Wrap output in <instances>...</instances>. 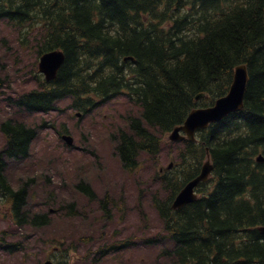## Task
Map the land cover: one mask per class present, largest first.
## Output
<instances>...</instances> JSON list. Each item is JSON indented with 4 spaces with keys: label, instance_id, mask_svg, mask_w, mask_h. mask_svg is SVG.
I'll return each instance as SVG.
<instances>
[{
    "label": "trees",
    "instance_id": "16d2710c",
    "mask_svg": "<svg viewBox=\"0 0 264 264\" xmlns=\"http://www.w3.org/2000/svg\"><path fill=\"white\" fill-rule=\"evenodd\" d=\"M0 20L16 28L23 46L33 45L35 56L54 48L65 53L53 80L35 71L36 88L8 97L17 109L49 112L68 97L74 108L90 112L125 95L133 109L111 139L127 171L138 169L141 155L156 159L162 135L191 108L224 94L234 67L245 63L243 107L200 131L197 142H181L175 166L157 173L166 196L153 197L152 204L162 232L143 242L162 243L150 264H264V234L258 230L264 225V159L256 160L264 155V0H0ZM198 92L206 93L199 102ZM0 131V197L10 204L12 222L48 225L47 213L27 209L34 179L14 188L5 173L8 161L30 155L36 128L7 118ZM205 148L210 179L200 184L198 199L172 209L176 193L199 173ZM76 189L90 200L96 196L84 180ZM104 196L99 207L108 219L112 200ZM68 207L73 211L74 202ZM5 237L3 232V250L21 245ZM130 242L98 246L94 254L88 249L84 257L98 261Z\"/></svg>",
    "mask_w": 264,
    "mask_h": 264
},
{
    "label": "rangeland",
    "instance_id": "374dc122",
    "mask_svg": "<svg viewBox=\"0 0 264 264\" xmlns=\"http://www.w3.org/2000/svg\"><path fill=\"white\" fill-rule=\"evenodd\" d=\"M33 56V47L22 46L16 30L0 20V120L16 113L6 107L7 96L35 86L31 78ZM126 105L131 104L120 96L103 108L81 115L65 100L58 111L50 114H22L38 127V135L32 144V156L8 163L6 175L14 188L28 178L36 180L28 189L27 209L32 213L48 212L50 223L17 227L8 217L9 202L0 197V237L5 232L6 242L10 238L21 240L19 248L10 253L0 249V264H41L46 255L52 258V246L59 247L53 255L57 264H90V260L81 259L88 249L94 254L97 246L126 237L136 242L132 249L117 250L93 264H149L159 258L160 244L147 245L143 241L162 232L152 199H163L166 192L159 190L153 172L159 165H167L172 154L166 148L159 165L145 161L135 175L121 168L109 133L124 125ZM63 135L71 137L70 144ZM3 143L0 132V148ZM81 179L91 184L97 195L94 199L89 200L76 189ZM106 192L113 202L108 205L110 218L103 219L99 200ZM72 202L74 208L70 211L68 205Z\"/></svg>",
    "mask_w": 264,
    "mask_h": 264
},
{
    "label": "water",
    "instance_id": "95a60500",
    "mask_svg": "<svg viewBox=\"0 0 264 264\" xmlns=\"http://www.w3.org/2000/svg\"><path fill=\"white\" fill-rule=\"evenodd\" d=\"M64 61V54L61 50H52L41 55L39 60V71L45 74L47 80L53 79L60 66ZM248 80L246 66L239 64L236 66L232 83L229 87L228 92L218 98L214 105L205 109H194L192 110L187 119L184 121L182 126L174 129L170 138L172 140L179 139V130L186 133L187 138L193 139V134L196 128L206 127L209 122H215L222 119L228 113L241 109L243 106V97ZM199 94L196 98L202 96ZM260 159V158H259ZM211 166L206 162L200 174L190 180L180 190L175 199L173 200L172 207L178 208L196 199L194 193L195 186L208 179ZM259 230L264 233V226L260 227Z\"/></svg>",
    "mask_w": 264,
    "mask_h": 264
},
{
    "label": "bare ground",
    "instance_id": "6f19581e",
    "mask_svg": "<svg viewBox=\"0 0 264 264\" xmlns=\"http://www.w3.org/2000/svg\"><path fill=\"white\" fill-rule=\"evenodd\" d=\"M173 3H176L175 1H173ZM174 6V5H173ZM177 6V5H176ZM14 12V11H13ZM7 16V15H6ZM184 16V15H183ZM13 17V16H12ZM115 21V19H113L112 20V22H114ZM31 22V21H30ZM107 28V27H106ZM139 28V27H138ZM107 29H109V28H107ZM200 32V31H199ZM192 33V32H191ZM110 48V47H109ZM125 50H126V48H125ZM115 62H116V60H115ZM74 63V62H73ZM114 63V62H113ZM68 64V63H67ZM59 73V72H58ZM65 73V72H64ZM231 84V83H230ZM233 144V143H232ZM260 149V148H259ZM230 151V150H229ZM264 156V155H263ZM81 184V183H80ZM203 191V190H202ZM105 197V196H104ZM256 199V198H255ZM260 207V206H259ZM259 216V215H258ZM228 228V227H227ZM254 232V231H253ZM248 233V232H247ZM4 241V240H3ZM217 241V240H216ZM131 243V242H130ZM217 244V243H216ZM258 245V244H257ZM247 251V250H246ZM108 258V257H107ZM217 260V259H216ZM220 260V259H219Z\"/></svg>",
    "mask_w": 264,
    "mask_h": 264
}]
</instances>
